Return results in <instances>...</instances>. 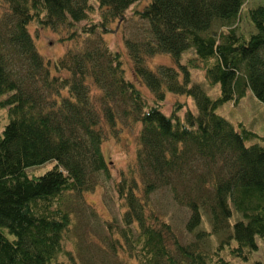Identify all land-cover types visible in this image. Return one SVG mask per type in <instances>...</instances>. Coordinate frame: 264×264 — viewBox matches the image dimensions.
Returning a JSON list of instances; mask_svg holds the SVG:
<instances>
[{"label": "trees", "instance_id": "1", "mask_svg": "<svg viewBox=\"0 0 264 264\" xmlns=\"http://www.w3.org/2000/svg\"><path fill=\"white\" fill-rule=\"evenodd\" d=\"M94 1L99 22L92 21V0H0V107L9 116L0 134V264L77 263L67 241L80 228L76 219L90 212L84 195L98 188L101 174L111 178L103 144L134 128L137 166L122 171L117 185L125 211L122 224L109 228L113 256L128 253L138 264H208L207 247L223 237L217 255L231 249L246 260L259 249L258 238L264 242V145L247 147L255 134L242 123L238 131L217 110L249 89L264 104V7L250 11L254 27L245 33L246 0ZM140 3L147 5L133 18L148 27L142 38L127 35L125 45L152 106L127 79L121 53L105 41L114 22ZM30 25L67 43L57 74L37 50ZM186 52L194 54L191 67L181 65ZM160 54L172 56L183 74L173 66L146 67ZM194 67L210 86H221L220 98L189 85ZM168 93L192 98L196 114L167 116L161 109ZM48 162L55 166L46 174L29 175ZM158 193L187 211L191 244L152 208ZM206 220L211 231L203 229ZM80 259L98 263L92 255Z\"/></svg>", "mask_w": 264, "mask_h": 264}, {"label": "rangeland", "instance_id": "2", "mask_svg": "<svg viewBox=\"0 0 264 264\" xmlns=\"http://www.w3.org/2000/svg\"><path fill=\"white\" fill-rule=\"evenodd\" d=\"M94 2L95 1L92 0V4ZM148 2H150V0ZM147 4L144 5V3H140L132 7L126 12L125 21L121 20L114 22L115 24L113 23L112 32L105 34V41L114 52L121 53L127 79H131L135 86L142 90L145 98L152 106V104H154L153 95L150 94L149 90L135 77L134 67L128 54V48L125 45V37L127 35L137 39L142 38L140 32H144L147 29L148 26L146 22H140L133 18L135 16L133 11L137 8L141 9L143 5L145 7ZM258 7H264V0H246L241 16V25L245 33L252 30L251 24L253 26L252 19H250V11ZM95 8L96 12L92 17V21L99 22L101 20V14L97 13L99 8L97 4H95ZM87 23L88 22H83L79 25L80 28ZM29 30L35 39L36 48L40 55H42L45 60L51 62V71L57 74L55 64L67 51V43L61 42L58 34L51 29L49 30L37 27L36 25H30ZM193 58V52L183 53L180 61L181 65L191 67L189 61ZM161 65L176 67L180 74H183L180 68L175 64L172 56L167 54H160L150 58L146 63V67L153 71H156ZM190 76V86L194 84L201 86L213 100H217L221 97V86H210L204 70L195 67L190 68ZM246 95L247 96L239 100V102L231 101L220 106L217 110V114L230 122L238 131L241 130L239 125L242 123L245 128L255 134V137H251V140L246 142L247 147L255 144L263 146L264 104L256 98L251 89L248 90ZM166 99L167 101L163 103L161 110L169 117H174L176 115L180 117L181 120H184L187 111L191 110L194 114L198 111L194 100L185 95L175 96L168 93ZM4 100L5 98H1L0 103ZM7 111V109L0 107V134L4 130L3 127L5 124L9 122ZM138 134L139 129L137 128L130 130L125 129L121 131L119 139L115 140L110 138L103 144V155L108 162L111 178H105V176L101 174L98 188L84 195L83 200L85 201L86 209L90 212H86V215H80V217L76 219L77 222L80 223V228H72V240L67 241V249L75 255L76 264H81L80 257L83 256V258L86 259L89 255H92V257L95 256L98 261L97 264H118V262L120 264H138L133 259H130L128 253L120 252V257L113 256L110 244L107 243L108 238H110L109 228H114L122 224L125 207H123L118 198L117 185L121 181L122 171H135L136 169L138 155L136 139ZM54 166L55 162H48L45 163V165L29 169L28 173L30 176H41L50 171ZM137 181L142 187L139 177ZM153 207L157 209V213H159L163 219H166L167 223L169 222L172 225L181 241L184 240L185 243L191 244V242L196 240L194 234H189L185 228L189 218L187 211L179 205H174L168 193L156 194L154 203L152 204V208ZM203 229L211 231L212 227L210 226L209 220L205 221ZM221 240H223V237H213L210 246L207 247L213 256L210 260L211 262L208 264H256L257 262L264 264V242L261 239L258 238L257 240L259 249L256 252L247 253L246 260L233 257V250L231 249L219 252L217 255L214 250H216L215 248ZM106 254H108L110 258L103 261V256Z\"/></svg>", "mask_w": 264, "mask_h": 264}]
</instances>
